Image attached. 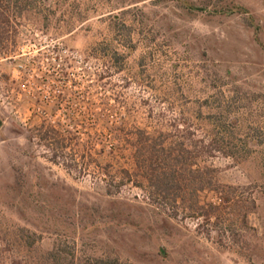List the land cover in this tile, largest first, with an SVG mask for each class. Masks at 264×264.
<instances>
[{"label": "rangeland", "instance_id": "1", "mask_svg": "<svg viewBox=\"0 0 264 264\" xmlns=\"http://www.w3.org/2000/svg\"><path fill=\"white\" fill-rule=\"evenodd\" d=\"M120 126L197 139L226 127L232 155L198 165L237 190L240 211L214 227L159 216L131 186L106 197L98 170L127 167L109 155L130 150ZM43 198L64 210L77 260L264 264V0H0V240L41 235L30 258L60 240L17 208Z\"/></svg>", "mask_w": 264, "mask_h": 264}, {"label": "trees", "instance_id": "2", "mask_svg": "<svg viewBox=\"0 0 264 264\" xmlns=\"http://www.w3.org/2000/svg\"><path fill=\"white\" fill-rule=\"evenodd\" d=\"M221 129L222 134L218 137L205 136L197 139L185 126L181 130L179 126H175L174 135L161 132L151 135L144 130L127 132L122 126L115 128L113 139L116 145L124 143L130 150H112L109 153L116 163L118 157L122 158L127 167H115L110 161L98 170L105 196H118L123 188L131 186L146 194L148 204L159 216L164 215L172 220L177 219L180 214H188L192 219L203 220L206 225H211L213 219L212 226L217 227L226 213L237 214L240 211L238 200L241 198L237 196V190L218 185L214 169L198 165L199 160L212 158L214 154L224 157L232 155L228 144L230 134L226 127ZM60 152L64 150L61 148ZM54 157L57 160L62 155ZM90 163H94L91 158ZM33 188L38 190V186ZM12 191H21V186L16 184ZM206 193L214 195L217 203L202 204L201 195ZM244 204H247V208L243 207L244 216L255 210V203L251 198L245 200ZM29 205L33 206L34 214L44 219V225L54 229L60 240L50 252L30 258L25 254L34 249L41 240V235L18 228L14 239L15 243L19 242L18 248L5 238L0 240V264H118L116 260H77L74 251L75 234L72 236L71 230L60 222L61 212L64 210L56 208L55 204H49L44 198L42 201L22 200L17 208L20 212H25L30 209ZM244 221L246 217H243V223ZM164 224L166 225V220ZM228 229L230 230L221 226V235L230 233L234 236L233 231ZM70 240L72 248L68 247L67 242Z\"/></svg>", "mask_w": 264, "mask_h": 264}]
</instances>
